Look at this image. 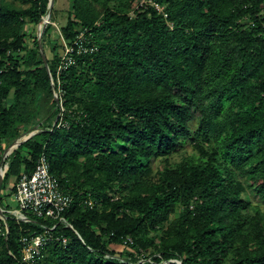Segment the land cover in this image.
<instances>
[{
    "label": "trees",
    "instance_id": "trees-1",
    "mask_svg": "<svg viewBox=\"0 0 264 264\" xmlns=\"http://www.w3.org/2000/svg\"><path fill=\"white\" fill-rule=\"evenodd\" d=\"M133 1L71 0L61 35L96 46L60 74L77 110L8 155L2 189L15 177L14 195L44 152L73 200L64 221H26L2 193L0 264H25L20 237L41 223L68 242L36 264H264V211L247 193L264 202V0H156L167 17L151 4L130 15ZM48 5L0 0V160L2 140L57 103L60 57L49 72L25 29ZM189 142L196 152L174 159Z\"/></svg>",
    "mask_w": 264,
    "mask_h": 264
},
{
    "label": "built area",
    "instance_id": "built-area-1",
    "mask_svg": "<svg viewBox=\"0 0 264 264\" xmlns=\"http://www.w3.org/2000/svg\"><path fill=\"white\" fill-rule=\"evenodd\" d=\"M151 4L158 11L162 12L165 17L168 12L163 4L156 0H137L136 8ZM172 27V23H169ZM63 37V36H62ZM65 47L56 67L57 82L53 76L52 81L55 86L53 93L59 97L58 121L57 126L67 125L64 119L66 114L65 88L62 85L60 74L75 62V52L94 50L96 46H87L84 31H81L73 42H68L64 37ZM14 197L18 202V209L10 208L9 211L20 216L19 219L28 221L27 212H32L38 216L50 217L53 219L60 218L64 221L62 213L72 203L73 196L71 193L61 188L58 177L51 171V164L47 155L43 152L38 157L35 167L32 171H22L16 183ZM86 202L93 205L92 199H86ZM42 230L24 233L20 237L21 260L25 264H36L45 254L46 246L52 241L67 243L68 238L65 235L56 234L53 229L56 225L48 226L41 223ZM129 240H132L129 237Z\"/></svg>",
    "mask_w": 264,
    "mask_h": 264
},
{
    "label": "rangeland",
    "instance_id": "rangeland-1",
    "mask_svg": "<svg viewBox=\"0 0 264 264\" xmlns=\"http://www.w3.org/2000/svg\"><path fill=\"white\" fill-rule=\"evenodd\" d=\"M136 2H137V0H134L131 4V7L128 9H125L124 11L130 15H134L136 12V9H138V8H136ZM113 4H114V2H111V5H113ZM97 6H98V8H102L101 7L102 4L100 2L97 3ZM70 7H71V0H55L50 19H49V21H47V26L44 27V25H43L44 22H42L41 25L39 24V22L38 23L28 22L25 25V29L28 32L27 39H28V42L30 44H32L34 37H36L38 39V36H40L42 33V43H43V47H44V52L47 56L48 66L50 68V72H51V62H55L56 53H58V55L60 57L64 51L65 42H64V39L61 35V33H62L61 32V26L67 22ZM262 12H264V9L262 10ZM44 19H47L46 15L44 16ZM243 22L244 23L248 22L247 18L243 19ZM39 49H40V47H39ZM40 52H41V49H40ZM41 54H42V52H41ZM42 58H43V55H42ZM22 67L23 66H21V68ZM54 97H55V95H54ZM7 101L11 102L12 96H10ZM64 105L67 109L66 113H69L71 115L75 114V110H77V104L76 103H72V104H70V106L67 105V103H65ZM58 112H59V109H58V105L56 103V105H54L53 108H51L50 110H48V109L45 110L43 113L39 114L34 119H32V121L30 122L28 127H32L30 130L31 131L33 130L36 133H38L43 128L52 127L55 122H56L55 126H57ZM29 131L28 130L24 131L23 133H21L19 136H17L11 142H9L7 139L2 140L3 155L7 152L6 153L7 156L2 157L3 159L0 160V175L3 176V182H4V178L6 176V173L8 171V168H9V159H7V157L9 154L12 155L14 149H16L20 144L17 147H15L14 145H11L9 147V145L12 142H14L15 140L22 139L25 136V133H27ZM7 147H9V148L6 151ZM195 152H196V149H195L194 145L191 144V142H189L187 149L183 150L180 153H177L174 156V159H181V158H184L187 154H194ZM11 155H9V156H11ZM159 163H160V161L156 160L153 162V166L157 167L158 166L157 164H159ZM14 181H15V177H12L9 180V184L7 186V189H4V191L2 189L3 186H1V195H2V193H4L3 194V195H5V198L3 196L4 201L9 203L12 209L17 210L18 209V202L15 199L14 195L11 194ZM3 182H2V185H3ZM9 192H10V194L7 195V193H9ZM247 193L252 198L253 202L255 204H257L258 206H260V208L264 211V202L253 192V190L248 188ZM1 195H0V197H1ZM117 197H118V195H116V198ZM179 211H180V209H178L173 214V217L178 216ZM110 247H113L114 249H116L117 255H121L123 257H130V253H128V247L124 243H120V244H116V245H110Z\"/></svg>",
    "mask_w": 264,
    "mask_h": 264
},
{
    "label": "water",
    "instance_id": "water-1",
    "mask_svg": "<svg viewBox=\"0 0 264 264\" xmlns=\"http://www.w3.org/2000/svg\"><path fill=\"white\" fill-rule=\"evenodd\" d=\"M54 3H55V0H49L48 11H47V12L41 17V19H40V21H39V24H40V25H41L42 22H44V23H43L44 27L47 26V20H46V19L44 20V16L46 15L47 18L50 19V16H51V12H52V10H53ZM48 21H49V20H48ZM37 40H38V44H39V47H40L41 52H42V55H43L44 63H45V65H46L48 71L50 72V68H49V66H48L47 56H46V54H45V52H44V47H43V43H42V33H41L40 36H38V39H37ZM52 86H53V87L55 86V84H54L53 81H52ZM55 100H56V102L58 103V102H59V97H58V96H55ZM55 124H56V122L53 124L52 127H54ZM35 133H36L35 131H33V130L31 131V130H30L29 132L25 133V136H24L22 139H18V140H15L14 142H12V143L9 145V147H10L11 145H14L15 147H17V146H18L19 144H21L23 141H25V140H27L28 138H30L31 136H33ZM9 147L6 148V151L8 150ZM15 147H14V148H15ZM6 151H5V152H6ZM6 153H7V152H6ZM6 153L3 155V157H5V156L7 155ZM2 159H3V158H2ZM2 182H3V176L0 175V195H1V186H2ZM14 215H15V214H14ZM8 217H9L8 213L5 211V208H4V207L1 205V203H0V218L3 219L4 223L6 224V227H7V233H8V231H9ZM15 217L18 218V217H20V216L15 215ZM28 218H29V217H28ZM29 220H30V218H29ZM180 264H181V262H180Z\"/></svg>",
    "mask_w": 264,
    "mask_h": 264
},
{
    "label": "bare ground",
    "instance_id": "bare-ground-1",
    "mask_svg": "<svg viewBox=\"0 0 264 264\" xmlns=\"http://www.w3.org/2000/svg\"><path fill=\"white\" fill-rule=\"evenodd\" d=\"M47 21L49 20V18L46 19Z\"/></svg>",
    "mask_w": 264,
    "mask_h": 264
}]
</instances>
